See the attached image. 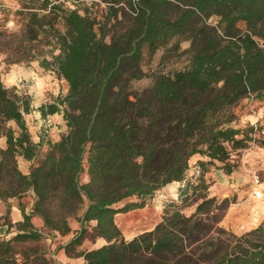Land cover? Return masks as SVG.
Listing matches in <instances>:
<instances>
[{"label": "trees", "instance_id": "obj_1", "mask_svg": "<svg viewBox=\"0 0 264 264\" xmlns=\"http://www.w3.org/2000/svg\"><path fill=\"white\" fill-rule=\"evenodd\" d=\"M96 1L104 4L99 15L65 9L64 30L51 31L53 48L25 58L39 57L67 84L41 109L63 105L66 127L42 154L25 120L29 100L0 79V200L33 192L29 211L18 206L17 231L0 238V264H52L38 245L43 233L71 231L60 247L84 264H264V220L239 235L222 227L230 200L209 192L207 176L217 164L232 171L233 154L250 143L264 146V125H231L241 99L264 97V0ZM35 15L26 44L46 39L52 22ZM157 51L156 66L144 71ZM143 78L149 85L134 88ZM38 154L28 173L20 171L18 156ZM170 185L177 198L164 203L161 219L126 240L115 214L145 206ZM7 217L0 225H11ZM97 238L105 243L80 248Z\"/></svg>", "mask_w": 264, "mask_h": 264}, {"label": "rangeland", "instance_id": "obj_2", "mask_svg": "<svg viewBox=\"0 0 264 264\" xmlns=\"http://www.w3.org/2000/svg\"><path fill=\"white\" fill-rule=\"evenodd\" d=\"M47 2V6L41 7L43 6L42 0H0V79L6 87L12 89L18 95L27 98L30 104L33 103V99L36 97V93H38V90H35V86L36 83H39V76L42 74H50L49 78L51 79L48 80L60 86L62 92L67 88V85L62 78H58L55 75L52 69L43 68L39 63V57L33 60H26L25 58L37 54L39 49L48 50L53 48L54 40L51 31L64 30L62 14L65 9L77 7L82 12L86 11L91 15H99L104 6L103 3L97 2L96 0H48ZM32 13L36 14V18H39V16H45L46 20L52 21L50 25H45L44 27V33L47 36L46 39L50 42L45 46H43V44L46 39L41 42H39V38L33 39L29 41L28 44L25 42L29 38V35H27L26 32L27 24H35L32 20ZM215 20L216 18L212 17L209 21L214 23ZM181 45L187 47L188 43L183 42ZM161 53V51H157L152 62L149 65L143 64L142 69L145 71L148 68H154ZM44 56L50 58L49 53H46ZM183 60V58L173 60V66H182L184 63ZM149 82L150 81L146 78L136 80L133 82V87L141 90L147 87ZM233 112L235 113V120L231 125L235 128H244L250 125H264V97H245L233 107ZM33 114V112H30V115L25 114L31 130V136L35 138L36 136H39V134H43L44 137H50V135L53 134L51 133L53 131L50 130L53 128V124L48 120L39 124L37 116ZM11 126L14 127L12 123ZM55 126H57V124H55ZM5 140V135L0 136V146L3 145L5 147ZM43 143L41 154L46 148L45 143H47V141L44 140ZM0 149L2 148L0 147ZM232 158L233 162H235V167L232 171L226 172L220 167V164H217L216 166L211 167L209 172L221 170L225 174L228 173V175L231 176L230 181L237 186L235 188L236 193L230 194L228 197L230 201L234 202L233 204H229L230 208L228 207L225 212L223 218L226 221L224 223L220 222V225L230 231L232 230L230 225L233 226V232L239 235L254 228L264 220V210L259 222L252 217L254 213L251 212L255 204L263 202L262 204L264 205V146L254 142L250 143L246 149L241 151L239 156L236 157V155L233 154ZM38 160L39 154L34 160L30 161L18 156L17 165L20 171L23 172L28 169L29 172L30 166L35 165ZM86 179V172L83 171L80 175V180L81 182H84ZM175 189L176 186H166V188L156 192L145 206L122 212L125 213V216H128L126 219H122L120 222L122 223L121 227H118L124 238L129 240L141 232L148 231L149 228L152 229L154 227V221L157 220L158 222L161 219L164 203L171 198H177ZM30 192L32 191L27 192L21 198L10 199H14V202H16L18 206L22 204L27 212L29 211L33 200V192ZM209 192L213 194L210 187ZM256 192H259L261 197H256ZM123 202L124 201L120 202L118 205ZM10 204L11 203H4L3 214L0 215V217L7 213V218L10 220L11 225H0V238H9L17 231L18 222H12ZM191 209L192 207L186 209L185 212L189 213ZM143 210L149 211L145 214H141V211ZM117 216H114V221L119 223V216ZM72 220L75 219L71 218L69 222ZM33 222L36 226H39L38 217H34ZM46 238H50V243ZM66 241L58 235H47L43 233V238L38 245H40L49 258H52L51 252L55 250H58L60 254H65L64 249L58 246H61ZM93 242L94 241L85 240L80 248L91 249L101 245L100 243L96 244ZM53 257L61 262L59 257Z\"/></svg>", "mask_w": 264, "mask_h": 264}, {"label": "crops", "instance_id": "obj_3", "mask_svg": "<svg viewBox=\"0 0 264 264\" xmlns=\"http://www.w3.org/2000/svg\"><path fill=\"white\" fill-rule=\"evenodd\" d=\"M49 77H50V74H44V75L42 74L41 76H39V83H36V86H35V90L36 91L38 90V93H36V97H34L33 103L31 104V110L29 111V113H27V115L28 114L30 115V112H33L34 113L33 115L37 116V118L39 120V124H41L45 120H48L50 123L53 124V128L50 129L51 131H53V132H51L53 134L50 135L51 138L48 136L44 137L43 134H39V136H36L35 138L32 136V140L34 142H37L39 140H41L42 143L44 142V140H46L47 142L48 141H51V142L56 141V140H58L59 136L66 129L64 122H63V119H62L63 105H58L59 109L57 111H55L54 113H45L43 115L41 112V109L46 111L47 105L52 102L53 98H55L57 96L62 98L66 94V91H67V88H66L64 90V92H62L60 90V86H58L55 83L48 80V79H51ZM25 120H26V123L28 125V119H26V117H25ZM55 124H57V126H55ZM28 127H29V125H28ZM29 131L31 133L30 127H29ZM0 147L4 148L3 145H1ZM23 172L27 173L28 169H26V171H23ZM209 173H210V174H208L209 177H211V179L214 180L213 184L210 186L211 192L218 199L228 198L230 194L236 193L235 188L237 186H236V184H234L233 182L230 181L231 176L228 175V173L225 174L221 170H214V172H209ZM30 193H32V192H30ZM260 197H261V195H260ZM14 201H15L14 199H8V202L11 203L10 204V208H11L10 214L12 216V222H19L22 219V215H21V211L18 208L17 203ZM233 202L234 201H230L229 204H233ZM262 203L263 202H259L258 204H255L253 206V210L251 211L254 213L253 216L252 215L251 216L257 222L260 221L261 214L264 210V205ZM3 205H4V202L0 200V215L3 214ZM228 207H229V205H228ZM147 211H149V210H143V211H141V214H145V213H147ZM156 212H154V213H156ZM117 215L119 216V223L115 222V224L118 227H121L122 223H120V222L122 221V219H126V217H128V216H125V213H122V212L116 213L115 217ZM225 221L226 220L224 218L221 220V222H223V223ZM69 223H70V226L72 229L77 228V222L75 220H72ZM156 223H157V220L154 221L153 226ZM40 226H41V220L39 219V227ZM228 227H229V225H228ZM230 227L232 228L231 231L233 232L234 231L233 226L230 225ZM150 229L151 228H149L148 230H150ZM56 235H58L59 237L63 238L66 241L72 237L73 232L71 231L70 233H68L66 235H59V234H56ZM46 240L49 241V243L51 241L50 238H46ZM93 243H96V244L100 243L102 245L103 243H105V240L103 238H97ZM58 247H60V246H58ZM64 252H65V250H64ZM53 256L59 257L61 259V262L56 260ZM51 257L53 258V264H84V260L82 257L76 256L75 254H72V253H66V252H65V254H60L58 252V250L52 251ZM79 258H81V259H79Z\"/></svg>", "mask_w": 264, "mask_h": 264}, {"label": "built area", "instance_id": "obj_4", "mask_svg": "<svg viewBox=\"0 0 264 264\" xmlns=\"http://www.w3.org/2000/svg\"><path fill=\"white\" fill-rule=\"evenodd\" d=\"M256 197H260V194H259V192H256Z\"/></svg>", "mask_w": 264, "mask_h": 264}]
</instances>
